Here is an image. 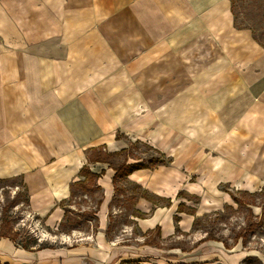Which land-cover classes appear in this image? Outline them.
<instances>
[{
	"label": "rangeland",
	"instance_id": "rangeland-1",
	"mask_svg": "<svg viewBox=\"0 0 264 264\" xmlns=\"http://www.w3.org/2000/svg\"><path fill=\"white\" fill-rule=\"evenodd\" d=\"M228 2L220 23L205 25L209 39L185 30L190 45L172 47L188 17L170 14L182 0H0V86L49 72L68 102L78 93L97 100L114 123L83 135L84 165L90 143L158 161L116 185L108 165L91 166L106 168L102 184L114 189L104 218L106 238L124 252L116 264H264V0ZM23 177L0 178L11 180L0 184V210L18 204L14 232L55 249L93 244L104 190L75 187L61 226L65 216L53 223L24 206ZM144 196L148 214L136 210ZM133 216L161 225L140 227ZM208 231L230 249L199 243Z\"/></svg>",
	"mask_w": 264,
	"mask_h": 264
},
{
	"label": "crops",
	"instance_id": "crops-1",
	"mask_svg": "<svg viewBox=\"0 0 264 264\" xmlns=\"http://www.w3.org/2000/svg\"><path fill=\"white\" fill-rule=\"evenodd\" d=\"M182 1L183 6L171 7V15H188L183 24L186 26L172 33L166 42L172 47L190 45V42L180 39L185 30L197 32L194 35L196 39H209L211 27L205 25L212 20L219 24L230 7L228 0ZM174 21L171 19L172 23ZM198 45L203 46L204 43L199 42ZM48 73L41 72L37 81L30 82L28 78L20 77L18 81L0 86V178L23 175L31 195L30 209L47 217L49 222L58 223L65 216L60 203L71 197L72 185L78 181L86 161L88 147L83 144V135L89 139L99 122L105 130L109 125L113 126L114 119L107 112L101 115L99 102H94L93 98L86 100L82 93L75 94L68 102L66 89L60 87L56 80L55 84L52 83ZM83 103L87 110L83 111L79 106ZM86 113L90 116L87 124L84 121ZM103 178L100 186L107 198L102 206L101 227L93 244L28 252L9 239H0L2 264H116L117 260L125 259L124 252L119 258L121 243L116 244L106 238L109 229L104 216L110 210L114 189L110 184L105 187ZM150 207L152 209L151 203L142 198L136 210L148 214ZM133 218L140 227L153 229V225H161L158 220L150 224L155 219L147 224V220ZM88 240L84 239L82 243Z\"/></svg>",
	"mask_w": 264,
	"mask_h": 264
},
{
	"label": "trees",
	"instance_id": "trees-1",
	"mask_svg": "<svg viewBox=\"0 0 264 264\" xmlns=\"http://www.w3.org/2000/svg\"><path fill=\"white\" fill-rule=\"evenodd\" d=\"M256 39V38H255ZM117 140L119 138L117 137ZM90 155V156H89ZM88 163L83 166L80 171V176L84 178V180H79L78 182L72 185L71 196L75 195L74 189L75 187H80L84 191H88L91 187H94L95 191H102L103 188L100 186L99 181L106 176L107 171L104 169L100 173H96L92 170V164H103L108 165V167L115 171V180L114 184L116 185L118 179L121 177L130 178L135 172L151 169L153 166H158V161L150 160L149 162H145L140 160L136 156H134L133 152L128 148L122 149L121 151H108L106 146L95 147L92 148L89 153L87 154ZM135 162V163H132ZM24 179V177H23ZM7 182H11L8 179H0V184H4ZM2 189L6 190V187H2ZM118 188L116 187V190ZM24 190L26 191L27 195L24 198V206L30 208L31 205V195L28 186L24 181ZM147 199V197L144 196ZM115 199V198H114ZM148 200V199H147ZM103 199L100 200L97 204V211H100L103 205ZM9 203L2 206V210H0V239H9L16 244V246L28 251V252H39L47 249H55L52 246L47 245L45 242H40L38 237L29 235V236H21L19 232H14V224L16 222V217H14L11 212H14L12 208L17 206V203ZM60 207L64 209V202L61 203ZM181 209V208H180ZM66 210V209H65ZM180 213H184L183 210H180ZM94 215H97L95 212ZM68 217V211H66L65 219L62 222L61 226L64 225L65 220ZM75 221V220H74ZM90 221V220H88ZM72 223V230H77L79 227V222ZM96 226L99 227V223H96ZM161 230L160 227L157 228ZM209 241L223 243L226 249L229 248L228 241L224 240L223 238H217L212 232L208 231L207 236L204 237L199 243H206ZM36 244V246L33 245ZM177 256H168L169 259L176 258ZM0 264H2L0 260Z\"/></svg>",
	"mask_w": 264,
	"mask_h": 264
},
{
	"label": "bare ground",
	"instance_id": "bare-ground-1",
	"mask_svg": "<svg viewBox=\"0 0 264 264\" xmlns=\"http://www.w3.org/2000/svg\"><path fill=\"white\" fill-rule=\"evenodd\" d=\"M157 220H158V219H156V220H154V221L150 222V224H155V223L157 222ZM62 239H63V241L69 242L71 238H70V237H68V236H67V237H66V236H64Z\"/></svg>",
	"mask_w": 264,
	"mask_h": 264
}]
</instances>
